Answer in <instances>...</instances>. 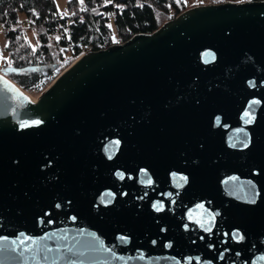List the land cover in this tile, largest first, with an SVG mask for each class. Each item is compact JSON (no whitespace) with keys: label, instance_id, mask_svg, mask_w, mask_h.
Listing matches in <instances>:
<instances>
[{"label":"water","instance_id":"obj_1","mask_svg":"<svg viewBox=\"0 0 264 264\" xmlns=\"http://www.w3.org/2000/svg\"><path fill=\"white\" fill-rule=\"evenodd\" d=\"M0 264H264V0L0 73Z\"/></svg>","mask_w":264,"mask_h":264},{"label":"trees","instance_id":"obj_2","mask_svg":"<svg viewBox=\"0 0 264 264\" xmlns=\"http://www.w3.org/2000/svg\"><path fill=\"white\" fill-rule=\"evenodd\" d=\"M187 6V0H67V11L61 13L54 0H0V32L8 54L0 73L20 88L39 93L85 49H102L151 32L173 17L170 8L178 13ZM27 18L34 22L30 38L20 28Z\"/></svg>","mask_w":264,"mask_h":264},{"label":"rangeland","instance_id":"obj_3","mask_svg":"<svg viewBox=\"0 0 264 264\" xmlns=\"http://www.w3.org/2000/svg\"><path fill=\"white\" fill-rule=\"evenodd\" d=\"M55 1V4H56V7H57V9L61 12V13H65L67 10H66V2H67V0H54ZM197 0H187V3L188 4H190V3H192V2H196ZM165 20H167V19H165ZM164 20V21H165ZM162 22H163V20H162ZM161 24V23H160ZM33 31V30H32ZM32 31H26V33H27V35H28V37L30 38L31 37V35L33 34V32ZM5 40H4V38H3V35H2V33L0 32V64L1 65H3L4 63H6V61H8V54H7V52L4 50V47H5ZM70 65V64H69ZM68 65V66H69ZM67 66V67H68ZM67 67H65V68H67ZM64 68V69H65ZM63 69V70H64ZM62 70V71H63ZM62 71H60V73L62 72ZM59 73V74H60ZM58 74V75H59ZM57 75V76H58ZM50 83H48L46 86H48ZM46 88V87H45ZM44 88V89H45ZM22 89V88H21ZM32 100L33 99H36V98H38V96L42 93V91L41 92H39V93H34V92H28V91H26V90H24V89H22Z\"/></svg>","mask_w":264,"mask_h":264},{"label":"built area","instance_id":"obj_4","mask_svg":"<svg viewBox=\"0 0 264 264\" xmlns=\"http://www.w3.org/2000/svg\"><path fill=\"white\" fill-rule=\"evenodd\" d=\"M169 12L172 13L173 16H175V15H177V14L179 13V12H178V13H174V11H173L172 8L169 9ZM59 16H62V15H59ZM33 27H34V22H33L32 19H29V18L22 20L21 23H20V28H21L22 30H24V31H32ZM124 41H125V40H118L117 43H122V42H124ZM88 51H91V49H90V48L85 49V50L81 53V55H83L84 53H86V52H88ZM81 55H80V56H81ZM41 79H42V81H44V80H45V77L42 76ZM50 83H51V82H50ZM46 87H47V86H46Z\"/></svg>","mask_w":264,"mask_h":264},{"label":"crops","instance_id":"obj_5","mask_svg":"<svg viewBox=\"0 0 264 264\" xmlns=\"http://www.w3.org/2000/svg\"><path fill=\"white\" fill-rule=\"evenodd\" d=\"M224 1H226V0H224ZM236 1H243V0H236ZM196 4H197L196 2H192V3L188 4L187 7H190V6H193V5H196Z\"/></svg>","mask_w":264,"mask_h":264},{"label":"snow or ice","instance_id":"obj_6","mask_svg":"<svg viewBox=\"0 0 264 264\" xmlns=\"http://www.w3.org/2000/svg\"><path fill=\"white\" fill-rule=\"evenodd\" d=\"M57 39H59V38H57ZM38 123V122H37Z\"/></svg>","mask_w":264,"mask_h":264},{"label":"bare ground","instance_id":"obj_7","mask_svg":"<svg viewBox=\"0 0 264 264\" xmlns=\"http://www.w3.org/2000/svg\"><path fill=\"white\" fill-rule=\"evenodd\" d=\"M34 100V99H33Z\"/></svg>","mask_w":264,"mask_h":264}]
</instances>
